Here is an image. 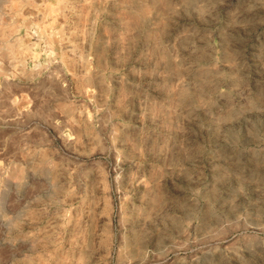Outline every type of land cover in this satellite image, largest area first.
I'll use <instances>...</instances> for the list:
<instances>
[{
    "label": "rangeland",
    "instance_id": "1",
    "mask_svg": "<svg viewBox=\"0 0 264 264\" xmlns=\"http://www.w3.org/2000/svg\"><path fill=\"white\" fill-rule=\"evenodd\" d=\"M0 264H264V0H0Z\"/></svg>",
    "mask_w": 264,
    "mask_h": 264
}]
</instances>
